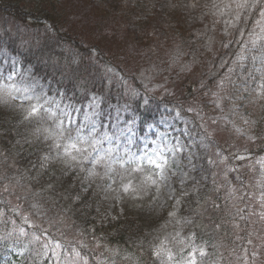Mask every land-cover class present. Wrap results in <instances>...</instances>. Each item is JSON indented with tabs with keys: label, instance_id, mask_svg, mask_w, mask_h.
I'll use <instances>...</instances> for the list:
<instances>
[{
	"label": "rangeland",
	"instance_id": "374dc122",
	"mask_svg": "<svg viewBox=\"0 0 264 264\" xmlns=\"http://www.w3.org/2000/svg\"><path fill=\"white\" fill-rule=\"evenodd\" d=\"M101 2L98 0L97 5ZM136 2L147 8V15H142L139 8L141 5H135ZM261 3L264 5V0H261ZM123 5L121 11L115 12L116 15L107 26L99 31V37H102L103 41L113 37L112 47L120 50V58L111 62L105 57L115 54L110 46H103L101 43L87 45V48L96 49L103 54L104 60H100L97 65L106 77L110 74L109 80L103 76L93 80L92 87L107 93L100 85L117 88L121 83L132 92L134 83L130 80L133 74L123 75L119 66L121 61L135 59L129 69L135 72L134 81L142 87V95L158 100L163 98L175 105L181 104L192 122H186L178 111L167 109L164 110V116L158 120L157 128L150 125L143 137L136 138L135 124L128 123L125 119L127 112L124 106H112L114 115L108 119L96 110V98L88 86L90 75L77 76L72 82L71 90L81 94V99L89 97L90 102L84 108L76 107L71 113L66 108V103L57 101L54 110L60 115L64 126L73 129V136L76 135L75 129H82L83 137L95 138V149L87 144H78V147L87 148L88 151L77 152L75 149H69L66 153V141L56 140L55 143L61 145L56 148L51 139L53 150L43 156L42 164L45 167L51 164L57 169L54 182L61 185V189L57 191L58 200L59 196H62L58 206L65 215H70L71 204L77 200L76 193H87L92 179L105 178V182L100 181L96 185L102 186V190L99 191L96 186L91 189L93 204H87L99 212V219L106 222L120 221L119 227L133 223L142 230L150 229L155 238L159 237L154 250L160 249L163 244L161 251H170L173 256L172 261L168 260L166 254L160 258L154 255L153 259L158 264H183L189 252L199 248L196 241L202 248L206 244L196 239V233L203 239L210 238L206 242L212 245L213 236L205 237L206 230L217 218L225 216L230 206L237 205L240 192L233 184L234 181L238 184L240 182L237 169L247 173V182L244 185L252 191L248 202L255 206L258 201H264V185L261 186V198L256 201L257 193L253 188L256 183L252 181L256 169L264 171V163L261 162L264 155L254 154L259 144L258 133L259 137L264 136L263 124L259 123L264 119V90L261 89V85H264V64L259 59H254L259 56V52L251 44L254 39L257 40V46L264 42V32H261L256 23L261 17L258 8L238 9L233 0H126ZM85 12L86 8H80L77 16L71 17L76 27L82 25L81 30L91 25ZM142 16L149 18V21L146 23ZM261 25L264 26V20ZM0 28L10 35H17L18 45H24L31 51L39 44H45L46 35H51L46 26L33 28L28 24L8 20ZM134 30L135 32H132ZM128 32L131 34L130 46L120 44L119 48L114 47V40L126 38ZM233 33L236 36L235 42L232 43L230 38ZM49 40L52 42L53 37ZM148 46L154 48L152 55ZM220 50L225 52V60L229 61L234 55L233 62H236V66L240 65V71H245L244 75L237 76L239 84L236 86L232 83L235 77L227 75L226 71L212 78V58ZM0 55L4 53L1 51ZM94 55L95 53H92V56ZM13 62L11 61L5 70L4 61L0 68L5 76L0 84V103H7L6 99L12 96H15L18 102L28 103L24 99L25 94L17 90L35 87V93L50 102L46 107L52 108L51 98L61 99L48 96L47 84L41 85L39 90L36 82H29L26 72L17 64L19 75L12 73ZM204 62L206 71L198 70L197 65ZM10 75L13 77L11 80L8 79ZM66 81L64 80L62 88L65 87ZM224 85L228 89H222ZM60 90L58 89V92ZM86 92L87 95L82 94ZM137 93L139 92H132L134 97ZM107 109L111 112V108ZM61 110L66 115H62ZM108 125L111 127L108 128ZM128 126L132 127L133 133L119 136L118 129ZM177 126H181V129H176ZM194 129L195 134L192 133ZM228 131L235 137H241L247 148H243L239 140L228 134ZM105 136L109 139H104ZM127 136L132 137L131 143L128 142ZM195 142L203 143L201 150L206 155L205 164L198 175L203 181L202 189L191 184V178H194V173L202 161L198 156H194ZM176 148H179V151H176ZM161 152L163 156L159 157V162L167 163L163 173L156 175L159 170L149 163L147 156L156 159ZM251 155H254V158H251ZM81 163L88 164L85 173H73V166ZM72 193H75V196L71 200ZM186 195L192 196L195 205L192 209L182 212L191 211L189 214H180L182 198ZM174 220L176 230L163 228L166 222L172 223ZM58 223L62 224L58 226L51 223L50 228L48 226L42 229H47V233L60 238L64 244L84 246L81 234L75 231V228L71 229L69 221L58 218ZM185 228L188 231H184ZM10 231L15 233L14 226L10 227ZM260 231L264 237V230L261 228ZM183 234H187L188 238L183 237ZM94 247L97 249H91L97 253V258L94 255L83 256L79 252V257H74L72 253L60 250V261L57 263L85 264L87 261V264H128L133 255L126 251L121 253L114 247H110L111 251L100 248L99 245ZM39 249L38 247L37 250ZM215 249L217 255L210 262H201L199 254L196 253L197 264H223L225 252L219 241ZM114 253L119 254L120 259L106 263L103 255L109 259ZM214 255L212 252L210 256ZM145 262L152 264L149 259Z\"/></svg>",
	"mask_w": 264,
	"mask_h": 264
},
{
	"label": "trees",
	"instance_id": "16d2710c",
	"mask_svg": "<svg viewBox=\"0 0 264 264\" xmlns=\"http://www.w3.org/2000/svg\"><path fill=\"white\" fill-rule=\"evenodd\" d=\"M97 1L0 0V11L9 16L10 19H16L21 22L23 20H29L31 25L38 27L49 24L54 30H49L52 36L49 34L46 35L45 45L39 51L35 49L29 52L30 49L24 46L20 48L26 53L27 58L25 56L23 57L19 52V48H16L14 45L15 48L12 46H8L7 48L11 53L23 60L25 59L24 64L30 65L32 69H36L39 75L43 73L40 81L47 84L48 92L51 96L55 95L54 97H60L64 102H68L72 110L76 107L82 108L87 100V98L81 99V94L71 90V88L73 89L72 82L77 76L87 74L90 75L88 86H90L91 92L99 99L97 102L101 107L108 102H110L109 104H119L117 102L128 99L125 88L118 89L120 88V84L117 88L110 86L106 88L105 85H100L107 93L101 90L97 91L91 85L93 80L101 76L109 80L110 74H107L106 77L99 65H97L100 60H104L103 54L98 51L96 60L87 62L86 49L83 46L86 43H92L96 40L103 46L107 45L110 46V49L115 50L112 47L113 37H110L107 41H103L102 37L96 35L101 29L105 28L104 26H107L111 18L116 15L115 12L118 13L121 11L126 0H101L102 2L98 5ZM134 4L141 5L139 8H141L142 15L148 14L147 8L143 7L141 3L136 2ZM98 6L101 7L99 10H96ZM80 8H86L85 16L91 21V25L88 28L84 27L82 30V25L76 27L71 19V17L77 16V11ZM142 18L146 20V23L149 21V18L145 16H142ZM85 32L86 34H84ZM132 32H135V30ZM129 35L131 36L130 33ZM234 36H236L235 33L230 38L232 43L235 42ZM51 37H53L52 42L49 40ZM113 44H115L114 47L119 48L122 43L116 39ZM148 47H150L149 53L152 55L153 52L151 51L154 48L152 46ZM117 54L118 50L115 51L112 57L109 55H105V57L113 62L116 60ZM76 55L78 58L74 62L73 58ZM63 62L69 64L66 72H62L64 71L61 68ZM220 62H222V59ZM125 66V63L120 64L119 69L122 70L121 73L127 72L126 70L128 69H124ZM225 66L230 67L228 65ZM71 77H73L72 80ZM64 80L67 81L65 87L62 88ZM192 84L195 85V83ZM52 89L54 90L52 91ZM58 89H61L60 92H58ZM139 93L143 94L142 91ZM82 94L87 95V92ZM142 94L127 103L129 104L130 113L138 117L140 126L144 122L151 121L152 118L157 116V112L153 111L152 103H155L154 99H150L147 95ZM178 106L181 105L179 104ZM42 125L44 124L25 120L21 113L17 114L12 110L6 109L0 110V213H3V215H0V223L3 224L5 221L10 223L13 220L21 228L26 229L28 227L26 223H23L20 215L10 213L11 210L14 211L16 209L15 204H17L21 207V212L24 210L27 217H33L31 212L35 215L34 218L36 220L29 221L40 227L38 229L33 228V231H39L45 225L37 216L42 217L47 215V226L54 222L57 225L62 224L58 223V218L65 220L70 218L69 226H71V229L75 228V231L82 234L84 240H88L90 244L97 243L100 248H105V250L110 247H114L120 251L126 250L131 252L133 250V258L131 260L135 262H144L146 258L151 260L152 255L150 252L152 251L150 250L152 249L151 244L154 239L151 233L142 235L144 230L138 228L133 223L119 227L121 225L119 223L120 221L109 220L103 225V221L99 219V213L95 212L92 205L90 207L87 205V202H90V204L93 203L90 193H76L77 200L71 204L72 215H65L58 206L61 204L59 200L62 199V196H59L58 200L57 191L61 189V185L54 182L58 173L57 169L55 166L45 167L41 162L42 156L53 150L52 140L44 139L46 135L44 131L37 132L39 128L44 129V127H41ZM258 140L259 147L254 151L255 155L263 154L264 139L259 138ZM239 144L243 146L241 141H239ZM253 157L254 155H251V158ZM72 169L73 173L80 174L77 167H73ZM241 175L243 176V174ZM255 178L256 181L263 180V178L259 177L258 169L254 174ZM5 188H7V191H5ZM74 196L75 193H72L71 200ZM191 201V199L183 198V210L189 208ZM6 222L5 224H7ZM104 229L107 232L101 237L92 234V232L99 234ZM28 232L29 235L24 236V241L30 244L31 250L33 251V245L29 243L31 240V231ZM51 236L55 237L53 234ZM102 244L105 246H102ZM7 247L8 245L0 244V253L5 252ZM70 247L74 246L70 245ZM85 249L86 247L81 248L83 251ZM27 258L29 259L27 262H21L20 264H46L45 262H41L38 257H33L30 252H28Z\"/></svg>",
	"mask_w": 264,
	"mask_h": 264
},
{
	"label": "snow or ice",
	"instance_id": "6c2138e0",
	"mask_svg": "<svg viewBox=\"0 0 264 264\" xmlns=\"http://www.w3.org/2000/svg\"><path fill=\"white\" fill-rule=\"evenodd\" d=\"M234 3H236V7L238 9H245V8H258L259 10V16L261 17V20H257V26L261 28V32H264V26L261 25V21L264 20V5H262L261 0H233ZM226 7H229V5H226ZM252 47L254 49H257L259 52V56L255 57L254 59H259L262 64H264V42L260 43L259 46H257V40L251 41ZM11 72L15 75H19V70L16 66V62H13ZM13 77L10 75L8 79H12ZM261 89L264 90V85H261ZM22 91L24 95V99L28 101L27 107L25 109L26 115L24 116L25 120L29 121H36L37 123L43 122V121H52L53 127L51 130L44 129L45 132L48 133V135L44 136L45 140L52 139L55 147L60 148L61 145L59 143H55L58 139H63L67 143L65 144V152L67 153L69 149H75L77 152H87V148H80L77 145H85L87 144L89 147L95 149L97 141L95 138L86 139L81 135L82 129H75L76 135L73 136L72 132L73 129L65 127L63 120L60 118V115L57 114V111L52 109L51 107H46V105H49L50 102L47 99H44L42 95L36 94L34 88H25L23 90H17ZM9 95H11V90H9ZM12 99H16L15 96H12ZM43 100V102H41ZM34 101V102H33ZM62 115H66V113H63L61 110ZM40 130L37 129V132ZM119 136H125L126 133H133V129L131 126H128L127 128L118 129ZM128 142H132V137L127 136ZM104 139H109V137L105 136ZM176 151H179V148H176ZM147 156V154H145ZM163 156V153H159V156L156 159H153L151 156H147L149 163L154 166L155 169H158L159 171L156 173V175H161L163 173V170L166 166L167 161L159 162V157ZM237 159H243V157H237ZM264 163V160L261 161ZM139 167V165H138ZM5 191H7V188H5ZM261 207L264 208V201L261 203ZM0 215H3V213H0ZM19 215V213H17ZM23 221L28 225L29 228L38 229L40 226L35 225L29 221V217L24 216L22 217ZM261 219L264 220V213L261 214ZM7 223V222H6ZM14 224L15 221H12ZM15 231L18 232L17 242L19 243V237H24L29 235L24 231L23 228L16 229ZM48 232L47 229H41L40 234L37 235L36 233L31 234V240L29 243L32 244H39L40 247L43 249L42 252L37 251L36 255H43L45 259H52L55 258L57 262L60 261V250L63 249V245L57 241V240H47L45 237V234ZM13 236V232H8L6 236L0 237V240H5ZM27 248V246H25ZM83 247V245H81ZM163 244H161L160 249L154 250V255L157 258L162 257V255H167V258L169 261L173 260V256L170 251L162 252L161 249H163ZM196 253L199 254V256L203 257L206 255L203 248H194L191 252H189L188 258L184 260L183 264H197L196 259ZM72 254L74 257H79V253L75 251V249L72 250ZM85 264H87V261H85Z\"/></svg>",
	"mask_w": 264,
	"mask_h": 264
}]
</instances>
